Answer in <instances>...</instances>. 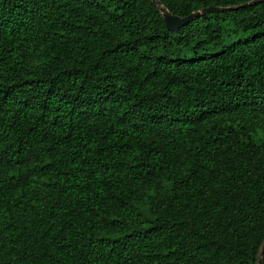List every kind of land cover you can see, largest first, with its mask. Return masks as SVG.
I'll list each match as a JSON object with an SVG mask.
<instances>
[{"label": "trees", "instance_id": "16d2710c", "mask_svg": "<svg viewBox=\"0 0 264 264\" xmlns=\"http://www.w3.org/2000/svg\"><path fill=\"white\" fill-rule=\"evenodd\" d=\"M262 249L264 1L0 0V264Z\"/></svg>", "mask_w": 264, "mask_h": 264}, {"label": "water", "instance_id": "95a60500", "mask_svg": "<svg viewBox=\"0 0 264 264\" xmlns=\"http://www.w3.org/2000/svg\"><path fill=\"white\" fill-rule=\"evenodd\" d=\"M263 1L264 0H255V1L243 4V5H240L238 7H225V8L224 7H207L200 11L194 12L188 16L179 17V16H174L173 14H171L168 11V9L164 6H161V3L158 2L157 0H152V2L156 3V5L160 8L161 14L163 15L167 28L173 32H179V30H181L183 27L188 25L190 22L206 14L232 11V10H236L239 8H246V7L258 4ZM263 253H264V249H262V254ZM258 264H263L262 257L259 259Z\"/></svg>", "mask_w": 264, "mask_h": 264}]
</instances>
